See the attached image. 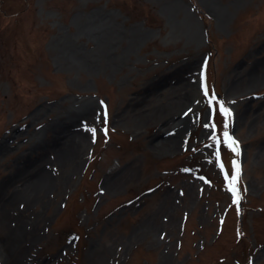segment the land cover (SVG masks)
Instances as JSON below:
<instances>
[{
  "label": "rangeland",
  "instance_id": "374dc122",
  "mask_svg": "<svg viewBox=\"0 0 264 264\" xmlns=\"http://www.w3.org/2000/svg\"><path fill=\"white\" fill-rule=\"evenodd\" d=\"M0 264H264V0H0Z\"/></svg>",
  "mask_w": 264,
  "mask_h": 264
},
{
  "label": "snow or ice",
  "instance_id": "6c2138e0",
  "mask_svg": "<svg viewBox=\"0 0 264 264\" xmlns=\"http://www.w3.org/2000/svg\"><path fill=\"white\" fill-rule=\"evenodd\" d=\"M221 110L223 111L224 115L228 116L229 118L231 117V113L230 111H228L227 109H224L223 106H221ZM225 136H228L229 134L227 132L224 133ZM233 143L235 144V141H233ZM233 182L235 183L236 180L238 179V166H237V175L233 176Z\"/></svg>",
  "mask_w": 264,
  "mask_h": 264
},
{
  "label": "bare ground",
  "instance_id": "6f19581e",
  "mask_svg": "<svg viewBox=\"0 0 264 264\" xmlns=\"http://www.w3.org/2000/svg\"><path fill=\"white\" fill-rule=\"evenodd\" d=\"M47 179H48V176L47 175H43L41 178H39L38 180H37V183H40V185H44L45 183H44V180H45V182L47 181ZM26 186V185H25ZM8 202H9V199L7 200ZM7 251V250H6Z\"/></svg>",
  "mask_w": 264,
  "mask_h": 264
}]
</instances>
